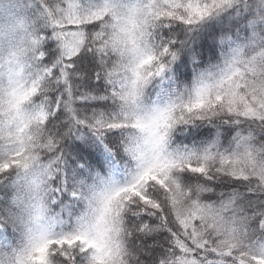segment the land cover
Here are the masks:
<instances>
[{"label": "snow or ice", "instance_id": "obj_1", "mask_svg": "<svg viewBox=\"0 0 264 264\" xmlns=\"http://www.w3.org/2000/svg\"><path fill=\"white\" fill-rule=\"evenodd\" d=\"M0 264H264V0H0Z\"/></svg>", "mask_w": 264, "mask_h": 264}]
</instances>
